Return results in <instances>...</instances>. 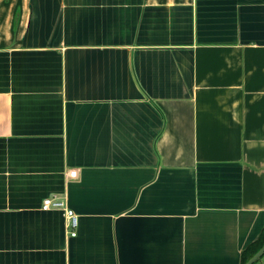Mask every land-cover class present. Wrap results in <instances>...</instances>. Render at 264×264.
I'll use <instances>...</instances> for the list:
<instances>
[{
	"label": "crops",
	"instance_id": "1",
	"mask_svg": "<svg viewBox=\"0 0 264 264\" xmlns=\"http://www.w3.org/2000/svg\"><path fill=\"white\" fill-rule=\"evenodd\" d=\"M263 227L264 0H0V264H240Z\"/></svg>",
	"mask_w": 264,
	"mask_h": 264
},
{
	"label": "built area",
	"instance_id": "2",
	"mask_svg": "<svg viewBox=\"0 0 264 264\" xmlns=\"http://www.w3.org/2000/svg\"><path fill=\"white\" fill-rule=\"evenodd\" d=\"M72 176L77 175V171L74 170L71 172ZM43 208H59L65 211V215L67 218V225L71 231L72 236L77 235V228L79 225V217L78 214L69 206H67L66 201L60 196H48L44 199Z\"/></svg>",
	"mask_w": 264,
	"mask_h": 264
},
{
	"label": "trees",
	"instance_id": "3",
	"mask_svg": "<svg viewBox=\"0 0 264 264\" xmlns=\"http://www.w3.org/2000/svg\"><path fill=\"white\" fill-rule=\"evenodd\" d=\"M264 244V227L260 235L249 243L241 252L240 264H246V262L263 246ZM264 258H260L255 264L261 261Z\"/></svg>",
	"mask_w": 264,
	"mask_h": 264
},
{
	"label": "water",
	"instance_id": "4",
	"mask_svg": "<svg viewBox=\"0 0 264 264\" xmlns=\"http://www.w3.org/2000/svg\"><path fill=\"white\" fill-rule=\"evenodd\" d=\"M264 256V244L263 246L246 262V264H255L260 258Z\"/></svg>",
	"mask_w": 264,
	"mask_h": 264
},
{
	"label": "rangeland",
	"instance_id": "5",
	"mask_svg": "<svg viewBox=\"0 0 264 264\" xmlns=\"http://www.w3.org/2000/svg\"><path fill=\"white\" fill-rule=\"evenodd\" d=\"M257 264H264V258L261 261H259Z\"/></svg>",
	"mask_w": 264,
	"mask_h": 264
}]
</instances>
